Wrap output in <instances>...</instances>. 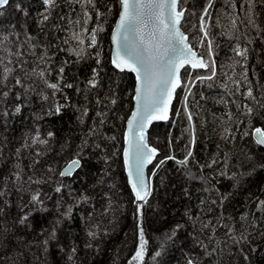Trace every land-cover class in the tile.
I'll return each instance as SVG.
<instances>
[{"label": "trees", "instance_id": "1", "mask_svg": "<svg viewBox=\"0 0 264 264\" xmlns=\"http://www.w3.org/2000/svg\"><path fill=\"white\" fill-rule=\"evenodd\" d=\"M180 7L206 69L183 70L149 133L141 207L122 163L134 78L109 57L119 0L0 11V264H128L140 231L141 264H264V0Z\"/></svg>", "mask_w": 264, "mask_h": 264}, {"label": "water", "instance_id": "2", "mask_svg": "<svg viewBox=\"0 0 264 264\" xmlns=\"http://www.w3.org/2000/svg\"><path fill=\"white\" fill-rule=\"evenodd\" d=\"M11 0H0V11ZM185 10L180 0H119L110 33V65L134 78L132 108L125 121L122 163L135 204L146 203L151 193L149 176L159 150L149 143V132L171 117L184 69H206L204 58L192 47L181 24ZM264 148V130L253 132ZM79 159L69 161L60 176H73ZM189 264H196L192 261Z\"/></svg>", "mask_w": 264, "mask_h": 264}, {"label": "rangeland", "instance_id": "3", "mask_svg": "<svg viewBox=\"0 0 264 264\" xmlns=\"http://www.w3.org/2000/svg\"><path fill=\"white\" fill-rule=\"evenodd\" d=\"M181 9V7H180ZM119 10V9H118ZM185 10V9H183ZM186 10L184 13V18L186 17ZM184 20V19H183ZM112 30V29H111ZM203 33H206L205 29L203 30ZM150 133V132H149ZM150 143V141H149ZM123 148V147H122ZM161 249L167 248V244H161L160 246ZM61 249V248H60ZM145 254V240H144V235L142 231L139 233V244H138V250L136 251L135 255L130 259L129 264H141L142 258ZM166 264H172L171 262H165Z\"/></svg>", "mask_w": 264, "mask_h": 264}]
</instances>
